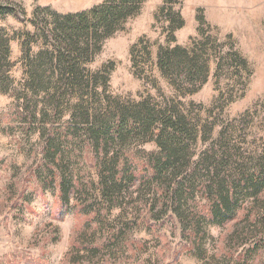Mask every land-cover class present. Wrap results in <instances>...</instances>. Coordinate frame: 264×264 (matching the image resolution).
Masks as SVG:
<instances>
[{
  "label": "rangeland",
  "instance_id": "1",
  "mask_svg": "<svg viewBox=\"0 0 264 264\" xmlns=\"http://www.w3.org/2000/svg\"><path fill=\"white\" fill-rule=\"evenodd\" d=\"M106 2L0 0L15 11L0 17V264H264V179L223 223L210 215L219 181L264 176V0H139L83 65L101 85H48L43 24ZM174 48L207 69L191 92L158 68ZM117 107L181 118L193 141L176 180L154 184V141L95 152L84 115Z\"/></svg>",
  "mask_w": 264,
  "mask_h": 264
},
{
  "label": "trees",
  "instance_id": "2",
  "mask_svg": "<svg viewBox=\"0 0 264 264\" xmlns=\"http://www.w3.org/2000/svg\"><path fill=\"white\" fill-rule=\"evenodd\" d=\"M139 0H107L106 3L88 11L64 16H55L51 26L42 27L39 38L47 51L37 54L36 61L44 56L45 73L48 85L56 78L57 88L75 90L77 88L94 89L101 85L97 76L89 77L83 71V65L92 56L93 49L116 28L117 23L125 19ZM11 7L0 5V17L13 14ZM40 63V62H39ZM42 63V64H43ZM29 60L30 87L39 83L34 71L35 65ZM41 65V64H39ZM157 65L165 77L173 76L179 84L190 90L195 83H204L207 69L196 56H190L187 51L174 48L170 51H160ZM86 126H89V140L98 152L102 145L126 140V138L154 141L160 149L159 156L154 160L151 170L154 184L168 177L176 180L181 175V168L191 163L188 154L189 145L193 141L192 135L184 128L185 125L179 116L160 112L157 115L152 111L139 109L138 111H124L115 108V112H106L99 121L91 122L90 115L85 114ZM129 121L132 124L129 126ZM99 124V125H98ZM97 127V128H96ZM88 128V127H87ZM73 138L75 133L70 132ZM69 133L66 131L65 136ZM65 136H63L65 138ZM104 146L101 147L102 150ZM100 151V150H99ZM264 174V173H263ZM242 169L235 172L230 180L222 179L215 185L212 192L210 215L212 219L223 223L231 202L237 199V192L247 185H253L264 179L262 172L248 176Z\"/></svg>",
  "mask_w": 264,
  "mask_h": 264
}]
</instances>
